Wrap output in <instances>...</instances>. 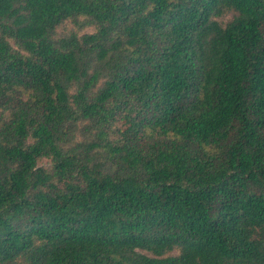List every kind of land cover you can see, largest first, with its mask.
<instances>
[{"label":"trees","instance_id":"obj_1","mask_svg":"<svg viewBox=\"0 0 264 264\" xmlns=\"http://www.w3.org/2000/svg\"><path fill=\"white\" fill-rule=\"evenodd\" d=\"M0 264H264V0H0Z\"/></svg>","mask_w":264,"mask_h":264},{"label":"rangeland","instance_id":"obj_2","mask_svg":"<svg viewBox=\"0 0 264 264\" xmlns=\"http://www.w3.org/2000/svg\"><path fill=\"white\" fill-rule=\"evenodd\" d=\"M232 14H228V15H226L224 18H223V20L224 21H229L231 18H232Z\"/></svg>","mask_w":264,"mask_h":264}]
</instances>
